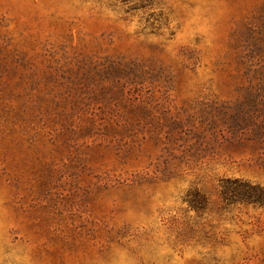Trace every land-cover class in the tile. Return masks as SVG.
<instances>
[{
  "label": "rangeland",
  "instance_id": "374dc122",
  "mask_svg": "<svg viewBox=\"0 0 264 264\" xmlns=\"http://www.w3.org/2000/svg\"><path fill=\"white\" fill-rule=\"evenodd\" d=\"M0 264H264V0H0Z\"/></svg>",
  "mask_w": 264,
  "mask_h": 264
}]
</instances>
